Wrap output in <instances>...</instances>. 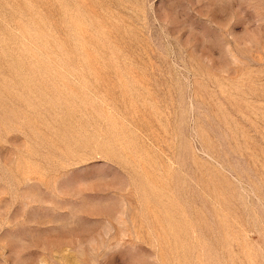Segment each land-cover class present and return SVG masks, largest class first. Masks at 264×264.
Returning <instances> with one entry per match:
<instances>
[{"label": "rangeland", "instance_id": "1", "mask_svg": "<svg viewBox=\"0 0 264 264\" xmlns=\"http://www.w3.org/2000/svg\"><path fill=\"white\" fill-rule=\"evenodd\" d=\"M0 264H264V0H0Z\"/></svg>", "mask_w": 264, "mask_h": 264}]
</instances>
